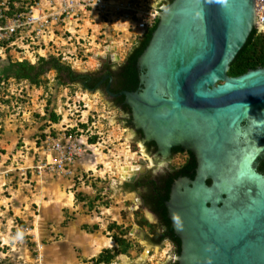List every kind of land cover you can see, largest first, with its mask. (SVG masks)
Listing matches in <instances>:
<instances>
[{"label": "water", "instance_id": "water-1", "mask_svg": "<svg viewBox=\"0 0 264 264\" xmlns=\"http://www.w3.org/2000/svg\"><path fill=\"white\" fill-rule=\"evenodd\" d=\"M255 19L254 0H172L137 58L139 91L106 87L156 154L196 156L194 176L175 179L165 203L178 264H264V67L227 74ZM137 143L151 174L170 166Z\"/></svg>", "mask_w": 264, "mask_h": 264}, {"label": "rangeland", "instance_id": "rangeland-1", "mask_svg": "<svg viewBox=\"0 0 264 264\" xmlns=\"http://www.w3.org/2000/svg\"><path fill=\"white\" fill-rule=\"evenodd\" d=\"M91 22L93 20L80 22L79 31L73 23L67 26L71 32L77 31V36H82L80 44L73 38L67 39L66 35L58 42L61 54L57 57L76 73L98 71L106 45L118 44L114 62L117 65L133 46H129L130 38L126 40L127 32L117 34L108 26L99 30ZM66 49L71 52L68 57L64 54ZM48 55L53 54L44 56ZM22 56L34 63L41 55L32 52L20 55L3 48L0 49V67ZM54 75L52 70L46 74L48 83L42 88L24 80H0L1 235L3 227L15 221L26 224L31 226L34 235L32 240L27 237L23 243L34 253L36 242H41L44 264H94L93 259L101 250L116 246L111 238L113 230L108 229L109 224L115 223L127 229V236L134 245L127 254L117 255L110 264H167L172 261L175 253L170 242L157 244L148 237L139 236L135 226L140 213H133V205H130L134 194L124 191L121 185L125 166L150 165L138 152L140 146L134 131L124 122L126 114L101 89L86 90L77 82L60 85ZM52 110L60 116L56 123L49 119ZM65 134H72L84 142L83 153L76 158L72 175L61 176L38 169L37 166L47 159L45 141ZM94 135L96 141L91 144L89 137ZM180 161L175 156L163 160L174 166ZM3 171L7 174H2ZM50 187L60 193L58 199ZM78 192L82 193L84 201L75 198ZM70 193L73 199H69ZM89 199L93 200L91 207L87 204ZM83 225H87L90 232ZM56 256L61 260H53Z\"/></svg>", "mask_w": 264, "mask_h": 264}, {"label": "built area", "instance_id": "built-area-1", "mask_svg": "<svg viewBox=\"0 0 264 264\" xmlns=\"http://www.w3.org/2000/svg\"><path fill=\"white\" fill-rule=\"evenodd\" d=\"M254 1L255 23L258 32H263L264 0ZM163 6L164 0H0V49L8 48L25 55L34 53L37 48V52L43 51V55L50 53L59 56L61 52L58 42L65 35L67 39L73 38L80 44L82 36H77V29L80 22L85 20L88 23L93 20L90 24L99 30L108 26L117 34L127 32L129 36L126 40H132L129 44L131 47L153 25ZM72 23L76 32H71L70 27H67ZM103 48L104 57L118 55V44L113 43ZM64 54L68 57L71 52L66 49ZM45 142L47 159L37 168L51 174L72 175L76 158L83 153L84 142L72 134ZM2 174L7 172L3 171ZM2 233L3 235L0 232V264H44L41 244L37 245L34 253H29L28 259L19 250L25 238L33 239L31 226L15 221L13 225L3 227Z\"/></svg>", "mask_w": 264, "mask_h": 264}, {"label": "trees", "instance_id": "trees-1", "mask_svg": "<svg viewBox=\"0 0 264 264\" xmlns=\"http://www.w3.org/2000/svg\"><path fill=\"white\" fill-rule=\"evenodd\" d=\"M171 1L172 0H165L164 2L168 4ZM157 22L158 19H156L153 25L144 32V35L140 38V40L132 46L131 50L126 55L125 60L114 71H108L113 77V82L109 88L111 92H117L122 89L133 90L138 84L136 61L138 56L148 44ZM257 67H264V31L257 32L254 28L251 30L243 47L230 63L227 74L229 76H238L245 73L249 69H255ZM50 70L54 71V78L58 84L68 85V83L77 82L86 90L96 89V83L101 79V75L98 74V71L76 73L69 64L61 61L59 57L48 55L38 56L36 62L34 63L30 62L26 58L21 60H10L4 66L0 67V80H8L10 78L17 81L24 80L36 88H42L47 86L48 78L46 77V74ZM107 81L108 78L104 80L103 85L107 83ZM122 99L123 96L119 97V100ZM124 109L127 112L129 111L127 106H125ZM49 119L50 121L56 123L59 121L60 116L52 110L50 112ZM80 125L83 128L86 127L85 124ZM95 141L96 135L89 137V143L93 144ZM190 163L181 169L180 172H175V174L172 172H164L158 177L157 181L148 182L151 185V191L156 193L153 196V205L155 211L159 214L160 225L151 224L144 217H140L139 219V223L143 226H148L151 232L154 233L159 240L166 239L168 237L173 243L176 254L180 253V239L174 234L170 219L167 217L165 201L168 198L172 180L181 172L187 174L188 169L195 165L192 161ZM258 170L260 172H264V157L258 165ZM95 197L93 199H95ZM75 198L80 201L85 200L81 192L76 193ZM148 198L152 199L150 195H147V199ZM92 201L93 200L90 199L88 200L87 204L89 207H91ZM157 226H161V228ZM83 228L90 232L87 225H83ZM157 228L160 229L161 233L157 230ZM108 229L113 230L111 238L116 246L107 247L101 250L93 259L94 264H110L117 255L127 254L134 245L133 240L126 237L128 233L126 228H122L115 223H111L108 225ZM169 264H178V262H170Z\"/></svg>", "mask_w": 264, "mask_h": 264}, {"label": "flooded vegetation", "instance_id": "flooded-vegetation-1", "mask_svg": "<svg viewBox=\"0 0 264 264\" xmlns=\"http://www.w3.org/2000/svg\"><path fill=\"white\" fill-rule=\"evenodd\" d=\"M256 29L258 32V28L256 23L254 24L252 29ZM116 55H114L113 57H115ZM110 58L109 56H106L103 58V60H101V64H100V68L98 69V74L101 75V79L96 83V89H101L104 94H106L107 97H109L111 99V101L114 103L115 106H117L118 108H120L125 114V124L127 127H130L133 131H134V135L136 136L137 140L140 141L144 147V150L152 156V159H154L155 161H163V160H170L172 157H178L181 161L179 162V164L177 166H174L173 164H170V166H168L164 171H162L160 174L158 175H153L150 173V171L148 170L147 166H144L145 169L141 170L138 173L132 174L129 176V179H123L120 177L121 180V185L124 191H127L128 193H133L134 196V200L131 201L130 205H133V213H140V217H144L149 223H151L150 218H152L155 222L151 223V224H159L160 225V217L159 214L157 213V211H155L154 209V205H153V201H154V195L156 194L155 192L151 191L150 187V181H157L158 177L163 174L164 172H172L175 174V172H180L181 169H183L186 165H188L191 161L195 163V165L192 168L188 169V173L184 174V173H180L177 174L174 179L172 180V183L170 185V189H169V195H170V190H171V186L173 184V182L175 181V179L182 177V176H187V177H191L192 175L194 176L195 174V169L197 166V159L195 154H193L191 151L186 150L180 146H175L172 147L170 149L169 154L166 157H161L160 154H156L157 152V146L153 141H143V132L139 129H135L134 125L131 122V111H130V107L124 102V96L118 95L115 97H112L109 95V93L106 91V87L108 86V88H110L112 82H113V77L111 76V74H109L108 71H114L119 65H117L116 63H114L116 61V59L114 58ZM126 58V57H125ZM125 60V59H124ZM123 60V61H124ZM136 70L138 72V84L135 86V88L133 90H126V89H122L119 90L117 92H113V93H119L121 91H139V88L142 86V84H140L139 82V74L141 73V71L138 69V66L136 64ZM108 78L107 83H104V80ZM110 91V89H109ZM123 96L122 100H119V97ZM125 106L128 107L129 111L127 112L124 108ZM175 148V149H174ZM178 148V149H176ZM191 164V163H190ZM259 165V164H258ZM135 168L138 166L133 165ZM143 166V165H141ZM258 170V167H257ZM259 171V170H258ZM260 172V171H259ZM264 173V172H261ZM192 176V177H193ZM191 177V178H192ZM120 183V181H119ZM147 195H150L152 197V199L148 198L147 199ZM168 195V198H169ZM167 198V200H168ZM146 199V200H145ZM166 200V201H167ZM165 201V203H166ZM135 202V203H134ZM137 204V205H134ZM166 207V205H165ZM167 210V208H166ZM168 214V212H167ZM138 218L137 222H136V226L135 229L138 230L141 229V231L143 232V234H140L139 232V236L141 238H147L150 239L153 243H162L163 241H168L170 242L172 245L173 243L171 242V240L167 237L166 239H162L159 240L157 238L156 235H154V233L151 232V230L149 229L148 226L146 225H141L139 223V219ZM168 217V216H167ZM171 222V221H170ZM172 225V224H171ZM138 227V228H137ZM159 227V226H157ZM161 228V226L159 227ZM157 228V230L161 233L160 229ZM146 231V232H145ZM131 234V233H130ZM150 236V237H149ZM126 237H128L126 235ZM180 245H181V241H180ZM174 253H175V248H174ZM179 254L175 253L174 258H172V261L170 262H177L176 257ZM170 262H168L167 264H169Z\"/></svg>", "mask_w": 264, "mask_h": 264}, {"label": "crops", "instance_id": "crops-1", "mask_svg": "<svg viewBox=\"0 0 264 264\" xmlns=\"http://www.w3.org/2000/svg\"><path fill=\"white\" fill-rule=\"evenodd\" d=\"M82 31H83V30H82ZM35 50L37 51V49H35ZM41 53H42V51H41ZM47 187H48V186H47ZM47 187H46V188H47ZM50 189H51V190H54L52 187H50ZM50 189H49V192H50ZM52 192H54L55 195H57V197H56V196H55V197L58 199V197L60 196V193H59V192H55V190L52 191ZM52 192H50V193H52ZM44 193H45V192H44ZM71 194H72V193H70L69 199H71V198L73 199V196H72ZM46 195H47V194H46ZM68 203H69V202H68ZM69 205H70V204H68L67 207H69ZM58 207H59V206H58ZM58 207H57V208H58ZM46 247H47V246H46ZM48 248H50V250H51V249H52V246H48ZM96 248H97V247H96ZM98 248H99V247H98ZM98 248H97V249H98ZM19 250L21 251V254L24 256L25 259H28V258H29V257H28L29 251H28V249L25 247V245H24L23 247L21 246ZM50 250H49V252H50ZM44 251H45V250H44ZM51 255H52V254H51ZM53 260H61V259H60V258L58 259V256H56L55 259H53Z\"/></svg>", "mask_w": 264, "mask_h": 264}, {"label": "bare ground", "instance_id": "bare-ground-1", "mask_svg": "<svg viewBox=\"0 0 264 264\" xmlns=\"http://www.w3.org/2000/svg\"><path fill=\"white\" fill-rule=\"evenodd\" d=\"M134 171H135V167L125 166V167L123 168V171H122L121 177H122L123 179L128 178L130 175L134 174Z\"/></svg>", "mask_w": 264, "mask_h": 264}, {"label": "clouds", "instance_id": "clouds-1", "mask_svg": "<svg viewBox=\"0 0 264 264\" xmlns=\"http://www.w3.org/2000/svg\"><path fill=\"white\" fill-rule=\"evenodd\" d=\"M165 1V0H164ZM166 3L164 2V5H165ZM158 19V18H157ZM37 49V48H36ZM34 53H37V54H39V55H41V56H44L43 54V51H42V53H41V51L40 52H37V51H35ZM30 54V53H29ZM25 55H26V53H25ZM24 58H26V56H24L23 58H21V59H24ZM102 58H104V57H101V59ZM21 59H18V60H21ZM27 59V58H26ZM38 244H41L42 245V248H41V253H42V256H43V249H44V245L41 243V242H36V244H35V246L37 247V245ZM25 244L23 243L21 246L23 247ZM35 249V248H34ZM29 253H31V252H29ZM28 257H29V254H28Z\"/></svg>", "mask_w": 264, "mask_h": 264}]
</instances>
